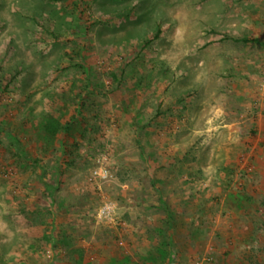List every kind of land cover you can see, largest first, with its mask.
Returning a JSON list of instances; mask_svg holds the SVG:
<instances>
[{
  "label": "rangeland",
  "instance_id": "rangeland-1",
  "mask_svg": "<svg viewBox=\"0 0 264 264\" xmlns=\"http://www.w3.org/2000/svg\"><path fill=\"white\" fill-rule=\"evenodd\" d=\"M0 264H264V0H0Z\"/></svg>",
  "mask_w": 264,
  "mask_h": 264
},
{
  "label": "trees",
  "instance_id": "trees-1",
  "mask_svg": "<svg viewBox=\"0 0 264 264\" xmlns=\"http://www.w3.org/2000/svg\"><path fill=\"white\" fill-rule=\"evenodd\" d=\"M159 33H157L156 35H154V37H151L150 39H148V40H146V42L144 43V46H147V45H149L150 43H152L153 42V40L155 39V38H158L159 37V35H158ZM238 40V39H237ZM59 126H60V123L59 122H51L48 126H46V128L47 129H49L50 131H57V129L59 128ZM52 129V130H51Z\"/></svg>",
  "mask_w": 264,
  "mask_h": 264
}]
</instances>
